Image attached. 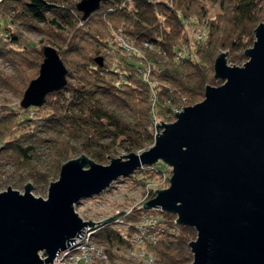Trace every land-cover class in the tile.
Here are the masks:
<instances>
[{
	"label": "trees",
	"instance_id": "16d2710c",
	"mask_svg": "<svg viewBox=\"0 0 264 264\" xmlns=\"http://www.w3.org/2000/svg\"><path fill=\"white\" fill-rule=\"evenodd\" d=\"M75 2L0 0V58L19 74L18 93L32 78L26 69L42 55V45L29 43L20 29L63 40L55 51L66 69L65 83L47 92L39 105L16 110L2 107L0 116L1 152L14 163L29 165L27 173L37 182L46 183L56 176L63 160L79 153L105 163L120 152L149 147L157 119L172 120L174 107L200 100L205 84L221 82L213 76L215 55L226 50L229 64L242 63L255 25L264 22V0H102L82 19ZM189 16L204 23L207 37H192L188 45L184 20ZM119 26L143 51L139 63L114 45L112 28ZM145 40L156 48L144 47ZM183 45H188L190 56H176ZM107 49L117 55L112 57ZM96 56L102 58L101 64L94 60ZM25 109H32L33 116H24ZM16 123L24 127L13 129ZM41 141H48L52 150L50 166L43 171L33 164V153ZM144 166L170 172L166 164ZM150 210L138 206L119 217L132 232L142 214ZM113 223L99 224L92 233L103 243L107 264H143L124 254L130 243ZM194 236L193 227L178 224L176 234H165L156 241L146 239L141 247L153 255V264H189L188 242Z\"/></svg>",
	"mask_w": 264,
	"mask_h": 264
},
{
	"label": "water",
	"instance_id": "95a60500",
	"mask_svg": "<svg viewBox=\"0 0 264 264\" xmlns=\"http://www.w3.org/2000/svg\"><path fill=\"white\" fill-rule=\"evenodd\" d=\"M102 0H77L84 18ZM241 64H229L227 51L213 60L218 84H205L203 97L181 106L171 121L156 122L152 144L111 156L106 163L79 153L63 160L45 197L6 186L0 190V264H52L59 249L92 226L73 210L80 199L101 193L119 177L161 160L169 183L143 201L188 225L189 264H264V23L253 29ZM37 73L28 80L20 107L39 105L47 92L65 83L66 69L55 48L43 45ZM99 64L102 58H94ZM108 157V155H106ZM120 210L96 221L122 216ZM42 252L39 256L38 252Z\"/></svg>",
	"mask_w": 264,
	"mask_h": 264
},
{
	"label": "rangeland",
	"instance_id": "374dc122",
	"mask_svg": "<svg viewBox=\"0 0 264 264\" xmlns=\"http://www.w3.org/2000/svg\"><path fill=\"white\" fill-rule=\"evenodd\" d=\"M214 7L215 6H211L210 8L212 9ZM38 24L40 25L41 23ZM20 32L24 37V39H26L29 43L33 45H39V46L50 45L56 49L63 44L62 39L53 40L51 37L42 34L41 31L39 32L31 29L21 28ZM112 32H113V28H112ZM63 33L64 32H62V34ZM11 45L16 47L14 43ZM114 45L116 46V44ZM136 48L138 50L135 51L123 50V52L131 56L132 59L136 58L135 59L136 62L139 63L138 59L139 58L141 59L144 53L138 47ZM109 52H111L110 55L112 57L117 55L116 51H114L113 49L106 50L107 54H109ZM137 56L139 57L137 58ZM41 58L42 55L40 56L38 62L35 63L34 66L26 69V72L33 73L32 77H34L37 73L38 64L41 61ZM18 75L19 74H17L16 70L12 68V66L9 64L8 61L0 58V78L4 79L3 82L0 80V116H2V114L4 113L2 107H8L11 108L12 110H16L19 106L18 101L22 91L18 93L15 87L17 85L19 86L21 82ZM22 112L23 115L26 117L33 116L34 114V111L32 109H25ZM159 121L160 120H158V122ZM161 121H167V120H161ZM23 127L24 125H22L21 123H16L12 125L13 129L15 128L22 129ZM48 143H49L48 141H41L40 143H38L35 152L33 153V157H34L33 164L34 166H36V168H39V170L41 171H43L45 168L50 166L49 158L50 155H52V150L49 149ZM120 153H124V152H120ZM155 164L158 165L159 167L165 166V164L161 162V160L156 161ZM28 170H29V165H27L24 162H18V163L12 162L8 158V156L4 155L3 152H1L0 149V190L5 189V187L8 185L13 189L22 191V185L25 182H29L31 184L30 192L32 195L45 197L47 183L50 180L55 179L57 174L53 178H50L46 183L45 182L43 183L41 181L37 182L31 180V176L27 173ZM169 175L170 172L166 168H164L163 171L158 172L152 170L151 166L143 165L139 171H133L128 176L119 177L118 181H116L112 185V187L109 189L108 192H103L100 196H98L99 197L98 201L92 200L90 201L91 203L89 207H85L86 205H84L83 207L77 208L76 210L77 212L83 211L82 213L90 218L101 220L120 210L127 211L132 208L141 206L144 200H146L147 198L151 197L154 194V190L156 188H163L168 185ZM151 192H153L152 195H150ZM128 253H129V249L127 248V251H125L124 254L127 255ZM129 255L132 256L130 253ZM117 264H126V263L120 261Z\"/></svg>",
	"mask_w": 264,
	"mask_h": 264
},
{
	"label": "built area",
	"instance_id": "2783aa9c",
	"mask_svg": "<svg viewBox=\"0 0 264 264\" xmlns=\"http://www.w3.org/2000/svg\"><path fill=\"white\" fill-rule=\"evenodd\" d=\"M184 30L189 37L187 44H191V38H203L207 37L206 27L203 22H199L195 17L189 16L184 20ZM113 42L122 50H138L133 44L132 39L123 33L120 27L113 29ZM188 45H183L180 53L176 56H190V50ZM143 46L148 48H156L152 42L147 40L143 41ZM174 113L181 109V106L173 108ZM156 122L154 123V127ZM155 130V129H154ZM119 179V178H118ZM118 179L112 181L110 185L104 189L101 193L91 197L82 198L78 203L73 204V210L78 214L82 220L89 219L93 222L92 226L84 225L81 227L82 234L80 237L74 236L73 242L65 245L62 249H59L54 254L51 263L52 264H107L108 258L103 250V243L96 241L92 233L100 221L98 219L90 218L84 215L82 212H77V208L89 207L90 201H98L103 192H108L112 185L118 181ZM84 209V208H83ZM82 209V210H83ZM165 212V213H164ZM113 226L115 230L130 243L129 253L135 258H139L143 261V264H153V255L150 252H146L141 244L144 240L150 239L156 241L163 238L166 235L176 234L178 232V223L174 217H170L166 211L161 210L158 207L151 208L150 211L142 214L141 218L137 222V229L130 232L128 224H126L120 217L115 218ZM39 256H42V252H38Z\"/></svg>",
	"mask_w": 264,
	"mask_h": 264
}]
</instances>
